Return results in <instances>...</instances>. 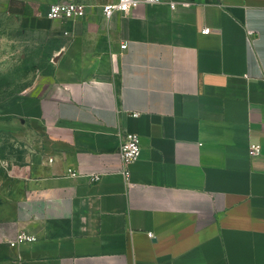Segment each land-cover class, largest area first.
Masks as SVG:
<instances>
[{"label":"crops","instance_id":"0c3cea01","mask_svg":"<svg viewBox=\"0 0 264 264\" xmlns=\"http://www.w3.org/2000/svg\"><path fill=\"white\" fill-rule=\"evenodd\" d=\"M57 1L4 5L53 21ZM102 2L53 21L68 37L53 73L0 108V126L36 133L40 150L0 187V264H264V0L110 19ZM126 133L143 147L129 179ZM21 231L36 241L11 246Z\"/></svg>","mask_w":264,"mask_h":264},{"label":"rangeland","instance_id":"374dc122","mask_svg":"<svg viewBox=\"0 0 264 264\" xmlns=\"http://www.w3.org/2000/svg\"><path fill=\"white\" fill-rule=\"evenodd\" d=\"M5 9L0 0V108L22 97L40 76L52 74L68 40L63 32H54L55 23L42 12L35 16L29 11L22 17ZM37 143L36 133L19 136L0 126V187L36 163L39 157L32 154L40 152Z\"/></svg>","mask_w":264,"mask_h":264},{"label":"built area","instance_id":"2783aa9c","mask_svg":"<svg viewBox=\"0 0 264 264\" xmlns=\"http://www.w3.org/2000/svg\"><path fill=\"white\" fill-rule=\"evenodd\" d=\"M89 1L91 0H59L50 4L47 11V17L53 21L66 22H80L86 16L87 8L89 7ZM103 13L106 18L110 19L116 13L129 14L134 12L141 5L160 4L164 0H102ZM172 8L177 6V3H170ZM205 33H210L211 28L204 29ZM250 35H253L250 32ZM122 49H126L127 42L122 43ZM141 137L137 133H126L124 140L121 142L119 150L120 160L127 166L124 169V174L127 179L130 178L131 171L128 168L129 165L136 162L142 154ZM262 152V146L260 144H254L250 147V153L252 155H259ZM76 175L77 173H73ZM101 174L91 175L92 181H99ZM153 236V233H149ZM36 235H33L27 231H21L11 239L10 245L16 246L24 242L36 241Z\"/></svg>","mask_w":264,"mask_h":264}]
</instances>
